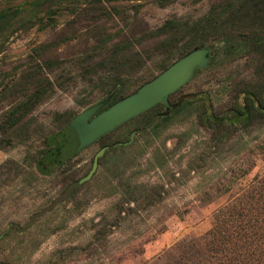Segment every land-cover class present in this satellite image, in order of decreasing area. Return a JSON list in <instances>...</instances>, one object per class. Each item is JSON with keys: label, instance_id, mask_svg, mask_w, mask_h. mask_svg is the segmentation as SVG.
I'll list each match as a JSON object with an SVG mask.
<instances>
[{"label": "rangeland", "instance_id": "rangeland-1", "mask_svg": "<svg viewBox=\"0 0 264 264\" xmlns=\"http://www.w3.org/2000/svg\"><path fill=\"white\" fill-rule=\"evenodd\" d=\"M262 1L0 0V11H18L0 34V264H264V226L260 246L237 232L250 215L264 220V113L236 121L246 92L264 107V53L229 55L206 43L213 62L169 94L173 109L132 117L48 173L37 167L67 120L111 105L100 77L115 64L113 44L129 39L127 55L145 60L124 73L128 94L159 72L162 55L147 36L166 19L236 10L222 28L251 35L260 21L264 28L251 15L264 13ZM36 89L41 100L25 103L10 126L9 111ZM236 205L244 217L226 223L213 254L206 242L216 218Z\"/></svg>", "mask_w": 264, "mask_h": 264}, {"label": "trees", "instance_id": "trees-1", "mask_svg": "<svg viewBox=\"0 0 264 264\" xmlns=\"http://www.w3.org/2000/svg\"><path fill=\"white\" fill-rule=\"evenodd\" d=\"M262 2L264 3V1ZM17 13V10L0 11V34L4 33L9 28H12L16 22L18 23V20H16ZM223 14L224 11L221 9L216 10L215 8H210V10H208L205 15L195 20L189 21L182 20L180 18L166 19L161 25L149 32L147 38H154L157 40L156 50L160 51L162 55L163 63L159 72L164 70L183 55L197 48H201L206 43L211 41H213L211 46L214 52L224 50L229 55H241L242 53L245 54L253 52L264 53V28H262L263 24L261 21L259 32L255 31L251 35H241L240 33L235 35L232 30L226 31V29L222 28L223 21L221 18H224ZM235 15H237L236 10H229L227 12V17L224 18V23L225 21L233 22ZM251 15H257L264 21L263 12L253 11ZM21 23H25V21L21 20ZM133 45V42L129 39L122 43H115L113 44L111 51L107 56L110 57V61L115 64L112 66L113 68L110 69L111 71H109V75L100 77V81L104 86V94H110L114 92L111 104L127 95L126 87L128 85L127 82L129 79L127 78L128 75L124 73L129 74L134 70L135 67H139L144 64V59L136 57L135 54L138 55L137 52L130 53L131 56L127 55ZM117 56H121L124 58V60L118 62L119 60L116 59ZM126 58H128V60H126ZM109 59H104L102 62L103 65L107 64V60L109 61ZM212 62L213 58L210 57L208 65H210ZM94 69L95 68H93V70ZM155 75L150 76L142 81L133 91H135L144 82L153 78ZM43 94L44 92L42 90L36 89L27 97L25 102H20L18 106L10 110L8 116L10 117L9 125L14 126L20 121L25 109L29 108H25L27 105H25V103L29 102L30 105H34L41 100ZM87 103L88 102H84L82 105ZM158 105L164 106L166 111L173 109L171 105H168L167 103H157L144 112ZM237 106L240 110V114H238L236 118L237 122L242 121L241 119L243 117V119H245L251 111H259L264 113V107L261 106L260 101L252 92H246L242 101ZM21 109H24L23 112H20L17 116L16 112ZM72 120L73 118H71L69 121L67 120V125L63 129L51 134V136H49L47 139V147L49 148L43 152L42 157L37 161V167L41 172L48 173L57 165L61 164L62 161L69 155L75 152L71 149V146L68 143L66 133L67 126ZM151 189L156 190L155 187H152ZM145 195L146 197H149V194L146 193ZM243 215V208H240V206L237 205L233 208H230L228 214H225L226 217L222 218V220L220 219V221L218 218L223 217V214L218 215L219 217L216 218L213 227V235L211 239L206 242V246L208 249L210 248V251H213V254L220 252L218 247L224 242V228H226V223L231 221L235 222L236 219L241 218L240 216ZM227 218H230V221ZM237 226V232L239 234L240 240H242L248 246H260V244L257 242V239H259L257 230L259 228H263L264 220H258L257 217L250 215L244 224H238Z\"/></svg>", "mask_w": 264, "mask_h": 264}, {"label": "water", "instance_id": "water-1", "mask_svg": "<svg viewBox=\"0 0 264 264\" xmlns=\"http://www.w3.org/2000/svg\"><path fill=\"white\" fill-rule=\"evenodd\" d=\"M209 59L208 48H197L178 58L135 91L115 101L106 109L98 112L99 104L88 106L67 126V140L71 149L78 151L155 104L167 103L169 94L187 82L196 68L205 67ZM102 150L95 155L91 170L79 180L80 182L91 176L96 167V159Z\"/></svg>", "mask_w": 264, "mask_h": 264}]
</instances>
